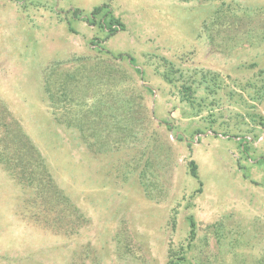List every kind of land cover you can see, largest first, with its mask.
Returning a JSON list of instances; mask_svg holds the SVG:
<instances>
[{
	"label": "rangeland",
	"instance_id": "1",
	"mask_svg": "<svg viewBox=\"0 0 264 264\" xmlns=\"http://www.w3.org/2000/svg\"><path fill=\"white\" fill-rule=\"evenodd\" d=\"M222 1L231 11L205 31ZM80 55L121 64L115 88L149 110L155 138L121 139L111 122L120 148L92 152L53 117L43 70ZM262 69L264 0H0V99L81 215L44 226L0 165V264H166L191 226L192 264H264Z\"/></svg>",
	"mask_w": 264,
	"mask_h": 264
},
{
	"label": "trees",
	"instance_id": "2",
	"mask_svg": "<svg viewBox=\"0 0 264 264\" xmlns=\"http://www.w3.org/2000/svg\"><path fill=\"white\" fill-rule=\"evenodd\" d=\"M231 7L229 3L220 2L212 11L209 22L203 23L204 30L208 31L210 25L217 26L222 15L229 13ZM101 8V6L93 7L92 14ZM236 10L246 13V10L242 8ZM78 11L79 9H74L75 14ZM238 15H241V12ZM113 21L118 22L114 18ZM109 29L116 28L111 24ZM208 38L212 40L210 34ZM132 60L133 58H130L128 65L131 66ZM108 61V59L93 61L91 57L74 56L51 63L42 73V90L53 117L60 123L77 128L86 146L97 153L120 148L117 146L119 143L117 136L112 139L113 146L110 141H105L111 133L109 131L111 122L114 124L112 132L119 131V137L124 140L140 132L148 143L152 135L155 138L158 133H156V127L152 125L155 121L151 118L149 110L136 97L127 94L126 89L123 92L120 88H115L117 78H114V75L126 80V70L120 63L114 66ZM168 64L171 65L166 66L168 72H163L166 79L169 75L168 69L173 67L171 62ZM136 70L139 72V69ZM260 72L264 73V70ZM180 74L178 77L181 76ZM205 76L204 74L203 77ZM212 76V81H215L216 74ZM188 84L183 87L190 88L191 83L188 82ZM118 85L121 83L119 82ZM140 88L148 92L152 90L145 84L140 85ZM186 92L184 91L185 95L188 94ZM136 107L137 110H135ZM138 108L142 111L139 112ZM120 121L124 123L121 125ZM132 124L136 125V132H133L131 128ZM148 129L150 131L146 134L145 131ZM128 148H131V145ZM0 165L19 184L32 188L33 196L26 202V207L32 209L31 215L36 220L40 221L39 218H41L44 226L55 230L62 228L64 231H69L80 225V222H77L78 218H81L78 209L54 183L40 152L22 131L19 122L13 118L1 99ZM189 170L190 174L197 178L196 164L193 160L189 162ZM54 212L58 215L54 216ZM172 226H174V220ZM194 233L195 229L191 226L186 242L176 243L172 238L169 239L166 264H192L188 251L192 248Z\"/></svg>",
	"mask_w": 264,
	"mask_h": 264
}]
</instances>
